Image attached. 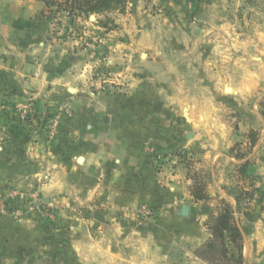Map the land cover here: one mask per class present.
<instances>
[{"label":"crops","instance_id":"obj_1","mask_svg":"<svg viewBox=\"0 0 264 264\" xmlns=\"http://www.w3.org/2000/svg\"><path fill=\"white\" fill-rule=\"evenodd\" d=\"M42 10L40 0H0V115L6 104H32L36 112L18 133L0 138V184L28 187L31 177L43 176L47 182L41 190H55L63 185L67 158L74 160L72 166L87 168L94 176V193L104 195L107 213L84 264H208L194 254L209 237L206 220L223 204L235 209L236 194L256 187L261 202L243 199L234 215L242 232L240 264H264V109L259 104L264 58L256 52L264 37L257 41L259 32L253 28L252 36L238 40L245 50L235 54L237 42L213 40L206 27L199 28L196 40L183 32L181 40L157 43L150 36L155 29L143 27L138 41L127 44L141 51L126 94L94 105L88 124L71 131L79 132L75 140L60 128L47 141L48 131L37 122L52 96L68 92L64 83L69 76L63 54L54 52L48 40L50 24ZM142 35L148 40L141 41ZM160 43L172 55L160 59ZM183 45L184 51L179 49ZM250 131L256 136L252 147ZM180 151L185 156L171 155ZM34 160L39 167L34 168ZM195 180L204 183L207 200H193ZM139 207L149 208L150 215L142 218ZM1 222L0 239L10 248L13 231L4 230ZM229 255L238 264L231 245ZM8 256L0 251V259Z\"/></svg>","mask_w":264,"mask_h":264},{"label":"rangeland","instance_id":"obj_2","mask_svg":"<svg viewBox=\"0 0 264 264\" xmlns=\"http://www.w3.org/2000/svg\"><path fill=\"white\" fill-rule=\"evenodd\" d=\"M56 9L54 5L50 8L51 13L44 9L45 15H40L47 16L49 21L48 40L54 52L63 54L64 72L66 78L69 76L64 86L74 91L52 96L44 113L41 112L43 116L37 122V127H45L48 131L47 141L54 140L60 128L72 134L68 140H75L74 135L79 132L71 131L76 130V126L80 128L88 124L89 119L93 118L94 105L109 102L111 98L116 102L122 94H126L124 90L129 86V78H134L137 72L134 59L141 51L128 48L127 44L138 41L139 31L143 27L155 29L150 36L154 37L156 43L166 38L181 40L184 38L181 37L183 32L187 38L196 40L200 31L194 35L192 28L205 27L213 40L234 41L237 46L238 40L252 36L253 28L259 32L254 36L257 41L264 37V0H125L111 11L73 15L72 21L66 17L67 13L56 12ZM142 40H148V37L142 35ZM179 49L184 51V45ZM232 49L235 54L245 50L240 45ZM156 50L160 59L172 55V49L163 43L158 44ZM246 50L253 51L249 48ZM261 50H264V46H258L256 52L264 58ZM64 86L61 89L64 90ZM68 101L76 103L70 105ZM35 113L23 119L15 110H3L0 115V119H3L0 122V138L6 141L9 135L18 133L22 126L20 124L28 123ZM23 138L18 136V139ZM68 142H63L64 147ZM0 143L4 145L2 140ZM23 144L20 142L21 146ZM175 154L185 156L181 151L171 153ZM67 159L63 164L64 172L61 169L63 185L59 189L41 190L47 182L43 176L31 177L33 182L28 187L12 181L0 184L2 228L14 234V238L8 240L10 248L4 247L0 239L1 253L12 254L0 259V264L87 262L94 231L100 226L104 227L107 209L104 195L98 197L92 188L94 176L87 173V168L83 170L76 167L77 164L72 166L74 160ZM80 159L78 156L75 163ZM31 163L34 168L40 166L35 160ZM52 163L56 161L52 160ZM56 168L52 167L54 170ZM96 219L98 223L94 222Z\"/></svg>","mask_w":264,"mask_h":264},{"label":"trees","instance_id":"obj_3","mask_svg":"<svg viewBox=\"0 0 264 264\" xmlns=\"http://www.w3.org/2000/svg\"><path fill=\"white\" fill-rule=\"evenodd\" d=\"M44 3L41 14H44V9L48 13L52 6H56V12L63 11L68 20L72 21L73 15H82L88 13H102L111 11L117 6H121L125 0H41ZM45 15V14H44ZM47 17V16H46ZM260 106L264 107V95L260 101ZM263 111V110H262ZM264 115V112H262ZM249 139L251 147L254 145L256 136L254 132H249ZM243 166V165H242ZM190 195L194 201H204L209 197L205 191V185L202 180H195L190 187ZM256 197L261 202L262 194L256 187H251L250 190L240 191L236 194V208L228 204H223L216 215L210 217L205 222L209 237L198 248L195 249L194 254L198 258L206 261L208 264H235L230 258L229 246L238 252V264L242 262V232L238 226V222L234 215L235 211L240 209V201ZM259 202V203H260ZM246 208V207H245ZM245 208L243 209L244 211Z\"/></svg>","mask_w":264,"mask_h":264},{"label":"built area","instance_id":"obj_4","mask_svg":"<svg viewBox=\"0 0 264 264\" xmlns=\"http://www.w3.org/2000/svg\"><path fill=\"white\" fill-rule=\"evenodd\" d=\"M2 110H15L21 118L27 119L31 117L35 112V107L32 104H27L25 106H9V105H3L1 107ZM140 212L142 213L141 217L145 218L150 215L151 211L149 208L142 207L140 208Z\"/></svg>","mask_w":264,"mask_h":264},{"label":"water","instance_id":"obj_5","mask_svg":"<svg viewBox=\"0 0 264 264\" xmlns=\"http://www.w3.org/2000/svg\"><path fill=\"white\" fill-rule=\"evenodd\" d=\"M193 34H194V35H198V34H199V29L195 28V29L193 30ZM68 91H69V92H73L74 89H73V88H68ZM105 120L108 121V118H105ZM186 210H187V208H186V207H183L181 211H182V213H185Z\"/></svg>","mask_w":264,"mask_h":264}]
</instances>
